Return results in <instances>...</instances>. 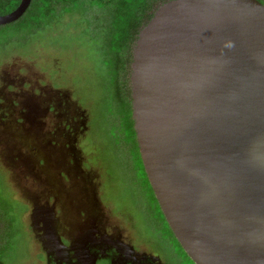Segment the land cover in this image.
<instances>
[{
    "label": "water",
    "instance_id": "1",
    "mask_svg": "<svg viewBox=\"0 0 264 264\" xmlns=\"http://www.w3.org/2000/svg\"><path fill=\"white\" fill-rule=\"evenodd\" d=\"M129 84L141 163L182 250L194 264H264V2L161 3Z\"/></svg>",
    "mask_w": 264,
    "mask_h": 264
},
{
    "label": "rangeland",
    "instance_id": "2",
    "mask_svg": "<svg viewBox=\"0 0 264 264\" xmlns=\"http://www.w3.org/2000/svg\"><path fill=\"white\" fill-rule=\"evenodd\" d=\"M88 2L90 3V0ZM106 3L107 0H102V4ZM154 5L156 9L160 4ZM54 6V11L59 12L61 6L58 4ZM104 9L93 4L87 10L86 19L91 27L78 14H64L62 19H50L47 23L43 21L44 28L41 29L42 25L34 23L36 17L33 18L28 10L16 21L1 26L0 78L4 77V73H8L10 79L22 78L24 89L34 87L35 91L38 87H52L54 82H58L61 85L60 89H64L68 94V111L71 114L81 111V115L87 119L88 127L81 137L78 135L77 146L82 150L83 162L87 161L86 153H88L86 156L93 153L94 164L90 163L89 168L83 170L84 173L96 175L93 183L97 185L105 178L102 172L104 164L109 176L103 187L105 198L108 197L110 202L101 198L100 212L123 230L127 240H132L135 235L137 238L138 236L145 238V245L140 242L137 245L146 253L159 254L169 263L172 262L171 264H189L179 249L172 246L169 237L166 236L168 240L165 238L164 233L167 229L162 216L159 215L160 212L156 206H152L150 190L147 195V191L138 188L141 184V182L138 184L139 180H145V176L140 168L138 152L135 147L124 141L128 133L123 130L125 126L122 116L118 113L115 116L113 114L115 102L111 95L109 75L102 62L101 47L98 46L100 41L96 38L91 39L84 33L86 30L92 31L95 27L106 26L109 19ZM32 12L35 13L34 10ZM29 20L34 22L31 23ZM122 67L123 71L118 72L120 74L118 83L122 95H125L130 89L131 60ZM70 113L67 114L68 125L74 126L76 121H72ZM2 161L4 160L1 157L0 167L5 173L6 165ZM7 175L8 172L5 175L6 180ZM1 177L0 173V248L7 243V249L3 255L0 254V264H31L28 260L30 252L28 239L25 236L21 237L19 233L11 234L13 226L9 227L10 231L7 229L9 222L4 214L6 212L17 220L24 208L10 198V189ZM54 179L57 180L58 177L54 176ZM96 190L101 196V186ZM144 206L151 212L148 213ZM25 216L26 214L21 219L24 224ZM17 229L21 230V227ZM7 231L10 232V237H7Z\"/></svg>",
    "mask_w": 264,
    "mask_h": 264
},
{
    "label": "flooded vegetation",
    "instance_id": "3",
    "mask_svg": "<svg viewBox=\"0 0 264 264\" xmlns=\"http://www.w3.org/2000/svg\"><path fill=\"white\" fill-rule=\"evenodd\" d=\"M23 81L10 79L8 73L0 78V158L6 165L5 173L1 167L0 173L10 189V198L24 208L18 217L19 234L28 239L31 264H171L158 253L140 249L137 243L145 245V238L135 235L127 240L123 230L100 212L99 200L110 202L103 187L109 176L103 163L105 178L101 183L94 185L96 175L84 173L94 164V156L86 153L87 161H82L77 137L88 123L81 111H68L67 92L58 82L35 91L34 87L24 89ZM68 113L76 121L74 126L68 125ZM141 168L145 180H139L138 188L148 195L151 187ZM100 186L101 196L96 190ZM152 206L159 208L156 200ZM148 207L144 206L149 213ZM25 214L24 224L21 219ZM159 215L167 229L165 238L169 237L172 246L194 264L174 238L161 211Z\"/></svg>",
    "mask_w": 264,
    "mask_h": 264
},
{
    "label": "trees",
    "instance_id": "4",
    "mask_svg": "<svg viewBox=\"0 0 264 264\" xmlns=\"http://www.w3.org/2000/svg\"><path fill=\"white\" fill-rule=\"evenodd\" d=\"M20 1L21 0H0V16L7 15L14 11L18 7ZM88 1L89 0H31L27 12L31 14L33 18H36L35 22L32 20L29 21L42 25L41 29H43V21L47 23L50 19H62L64 14H78L79 17L85 19V22L91 27V24L86 19L88 14L87 10H89L90 6L93 4H96L100 8H105L104 10L107 11V17L109 19L106 26L99 28L95 27L92 28V31L86 30L84 33L91 39L96 38L100 41L98 46L101 47L102 62L109 75L111 95L115 102V113H112L114 116L116 113L122 116L125 126L123 130L128 133L127 139L124 141L130 144L131 147H135L136 152H138L133 129V120L131 118L130 89H128L127 94L122 95V89L118 83L120 75L118 72L120 73L121 70L123 71L124 68L122 66L129 60L132 61L131 50L134 46L137 34L151 18L155 10L154 4H161L168 0H107L106 4H102V0H90V3ZM258 1L264 2V0ZM56 4L61 6L59 12L54 11V5ZM32 10L35 11L34 14H32ZM36 31L37 30H35V32ZM117 143H119V140H117ZM137 155L139 156V152ZM139 160L141 163L140 156ZM149 190L151 194V189ZM150 196L155 201L153 194ZM157 210L160 212L159 208H157ZM4 214L8 217L9 224L7 229L13 226L11 234H18L20 232V230L17 229L20 227L18 223L19 219L14 220L13 217H10L6 212ZM9 231L6 232L7 237H10ZM8 240L6 242H8ZM5 244L0 248V254L2 253V255L7 249V243Z\"/></svg>",
    "mask_w": 264,
    "mask_h": 264
}]
</instances>
